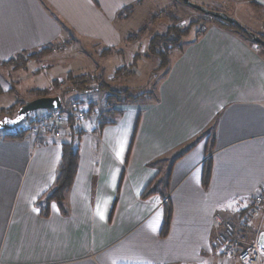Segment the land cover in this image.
Returning a JSON list of instances; mask_svg holds the SVG:
<instances>
[{"label": "crops", "instance_id": "crops-1", "mask_svg": "<svg viewBox=\"0 0 264 264\" xmlns=\"http://www.w3.org/2000/svg\"><path fill=\"white\" fill-rule=\"evenodd\" d=\"M203 1L219 10L247 3ZM152 3L0 0V63L47 46L68 50L76 38L118 49L131 39V21L142 14L145 21ZM172 3L181 22L189 12ZM128 6L133 14L121 20ZM189 15V23L209 20ZM204 26L198 39L195 33L170 53L155 100L115 106L122 115L104 128L99 113L82 120L81 135L71 139L79 146L76 179L63 208L53 203L48 217L37 205L55 184L62 143L71 141L32 133L12 141L5 136L13 133L0 132V264H238L214 249L223 230L218 218L247 243L260 229L264 247V210L241 226L264 184V50L213 21ZM33 65L24 70L28 79L60 76L58 65ZM54 77L33 89L48 90ZM168 205L173 218L162 238Z\"/></svg>", "mask_w": 264, "mask_h": 264}, {"label": "rangeland", "instance_id": "rangeland-1", "mask_svg": "<svg viewBox=\"0 0 264 264\" xmlns=\"http://www.w3.org/2000/svg\"><path fill=\"white\" fill-rule=\"evenodd\" d=\"M180 4V6L184 9H186V12L184 13L182 17H180L182 20L181 22L178 19L177 21L180 22L181 26H188L189 23V14H197L196 17L200 15H205V18H209V15L203 14L197 9H194L186 4H183L180 2V0H173ZM192 4H194L197 7H202L204 9L210 10V11H216L221 13H225L230 18L236 20L240 25H243L247 27L250 31L253 33H257L259 35H262L264 37V10L256 8L249 4L248 2L245 3V5H237V4H230L227 7L223 9H215L213 6L209 5V3H204L203 0H190ZM152 6L153 9L148 13V16L146 15L145 21L142 15H138L131 21V27L129 28L131 31V36H133L135 39L132 41L128 40L124 42L122 47L118 48V50L123 51L122 55H116L113 54L111 56H105L103 54L104 48L101 47V45H97L95 43H92L88 40H79L75 39V45L72 46L70 49L66 50L63 47L54 54L46 56L45 60L38 62V60L35 58L33 59L31 55H25L28 57L29 61L27 63H30V61L34 64L33 67L36 68V66L46 67L48 66V69L51 68V66H57L59 68L55 69L57 72L59 71L60 76H56L57 74H52L50 76H47L46 78L43 77H33L31 78V75H27L30 77L29 79L25 76L26 71L23 69H15L13 66L3 65V63H0V75L5 81V84L7 86H2L0 90V111L2 109H9L15 104L20 103H27L31 102L35 99H37V95L34 93H31V89L33 87L41 88L43 89V86H46V80L49 81L50 78L54 77L59 80H61V88L55 89L53 86L51 88H48L47 94L48 96L45 97H57L61 96L62 90L68 87V83L65 82L66 75L68 72H71L75 75H79L81 73H88L91 76H94L96 78L102 76L104 77V81L112 87L114 91H123L126 88H143L145 91H150L151 89H158V83L161 81L162 76L166 72V69H160L156 76L154 77V81L149 86L147 85V81L151 77V72L156 69L159 65V59L152 58L150 60H144L138 63L136 72L137 75L131 78H115L114 74L116 70L123 66H130L132 63V59L135 55V53H141L145 52L146 47H148L149 43H146V37L147 39H150L154 35H165L167 33V30L170 26L173 25L175 20L177 19L175 14H177L178 10H176L175 4L172 3V0H152ZM170 12L172 15H174V18L171 17V15L168 14ZM200 12V13H199ZM179 13V12H178ZM180 14V13H179ZM208 16V17H207ZM204 17V16H203ZM211 17V16H210ZM212 20L211 18H209ZM177 22V23H178ZM207 23H196L192 29L191 35L188 38H184L182 41V45L187 44V41L190 39V37L194 36L196 31L199 30V28L203 30L204 25ZM148 25L146 28V34L141 36L139 35V31L144 28V26ZM143 39V41H142ZM143 48V46H145ZM262 49L264 50V46H262ZM175 49L174 51H176ZM172 52V51H171ZM171 57V54L169 55ZM160 57V56H159ZM161 58V57H160ZM37 61V62H35ZM61 65V66H59ZM67 68L69 70L67 73H61L60 69ZM47 68V67H46ZM44 75V74H43ZM48 75V74H47ZM50 77V78H49ZM95 85V83L93 84ZM153 98H145L143 101H150ZM73 100H79L78 102H82L84 104V108H86L89 103H93L95 105L96 111L90 115L91 118H96L95 114L101 113L107 109V94L106 93H77L72 92L65 96L62 101L63 105L67 106L69 101ZM66 104V105H65ZM21 107L17 108L15 107L14 113L9 114L8 116L4 118H15L17 115L18 110ZM37 112H34L30 115V117L26 120H24L22 123L14 126L13 128L1 130L0 132L2 134L7 133H17L21 131H26L29 129V126L31 125V122L35 119ZM98 114V115H99ZM3 116L0 113V120L4 119ZM88 118V117H87ZM87 118L85 120H87ZM98 120V119H97ZM82 122V123H80ZM83 124V121H76V125ZM83 126H80L78 129L82 130ZM31 133V131H29ZM65 137V140L71 141L72 136L71 135H64L62 138ZM168 171V170H166ZM166 180V187H168L171 184V181H169L168 177L165 176ZM264 208L261 207V211ZM257 216H253L252 219H254ZM251 219V221H252ZM250 221V222H251ZM249 225V224H248ZM240 226V225H239ZM243 228H245L247 225L241 224ZM241 229V227H238Z\"/></svg>", "mask_w": 264, "mask_h": 264}, {"label": "trees", "instance_id": "trees-1", "mask_svg": "<svg viewBox=\"0 0 264 264\" xmlns=\"http://www.w3.org/2000/svg\"><path fill=\"white\" fill-rule=\"evenodd\" d=\"M251 4L252 6L256 8H264V6L260 5L254 0H244ZM181 3L184 4L183 0H180ZM133 6H128L124 8L120 14L119 18L121 20L129 19L132 14H133ZM200 13V12H199ZM206 17L205 15H202ZM208 17V16H207ZM211 18L212 20H210ZM208 22L213 21L215 24L218 26L232 30L241 36L247 38L250 42L253 44L259 46L262 48V45L256 44L252 37L247 34V32L244 29L249 30L247 27L239 24H229L226 23L222 20L212 18L209 16ZM199 21V20H197ZM177 19L173 23L172 26H170L167 30V33L165 35H154L151 37L149 40L148 47H146L145 52H139L136 53L132 59V63L130 66H123L116 70L114 76L115 78H131L134 77L136 74V68L137 65L140 61L144 60H150L152 58H156L157 60L159 59V65L156 69H154L151 72V77L147 81V85H151L152 82L154 81V77L158 73L160 69H166L170 65V53L171 51L182 48V41L184 38H187L191 32L192 29L194 28L193 26L198 23V22H191L188 26H181L180 22H178ZM206 22V23H208ZM147 28H143L139 31V35L141 34L142 36L145 34ZM202 28L199 29L196 32V38L198 39L202 34H203ZM260 38L264 40V37L262 35H259L257 33H254ZM140 35V36H141ZM131 41L135 39L133 36L130 37ZM61 48V47H60ZM57 48V49H60ZM56 49V48H55ZM55 49L51 46H47L46 48L42 49L41 52L36 53L31 55L33 59H37L40 61L44 57L54 54ZM62 50V49H61ZM57 53V52H56ZM103 54L105 56H111L113 54L116 55H122L123 51L118 50V49H113V48H107L103 51ZM26 55V54H25ZM24 54L17 56L16 58H13L9 60L8 62H5L3 65H8V66H13L15 69H23L25 70L28 66V57H26ZM161 58H160V57ZM61 80L57 79L52 82V85L55 89H60L61 88ZM65 82H67L69 85L67 88L62 90L61 97L62 99L67 96L68 94L72 92H81V93H106L107 94V109L103 111L102 113L100 112V128H104L108 124H115L116 119H119L121 117V112H117L115 110V106L121 105L124 103L127 104H137L143 101L145 98H150L152 97L154 100L158 97V91L157 89H151L150 91H145L143 88H126L123 91H114L110 85H108L104 81V77L100 76L98 78L91 76L88 73H81L79 75H75L71 72H68L65 78ZM95 83V85H93ZM31 93H34L37 95L38 98L40 97H45L48 96L47 90H41V89H32L30 90ZM152 99V100H153ZM79 101V100H77ZM69 101L68 103H70ZM82 106L84 107V104L80 102ZM23 103L20 104H15L13 106V109H16L23 106ZM11 108L9 109H2L0 111L1 115L4 117L8 116L11 113H14V110ZM15 109V110H16ZM86 110L87 116L90 117L95 112V105L93 103H89V105L84 108ZM17 111V110H16ZM30 117V116H29ZM28 117V118H29ZM27 118V119H28ZM76 121L74 118H68L66 121L67 127L69 128L70 135L74 138L76 135H81V133L77 130V125ZM30 130L27 129L26 131H21L13 134H8L5 136L6 139L12 140V141H23L26 139V136ZM62 148V154H61V160L57 169V177L55 184L53 188L45 194L43 199L38 203V208L41 210L42 216L48 217L50 214V207L54 203L58 205L60 208H63V205L66 201L67 195L71 191L74 181L76 179V175L78 173V168H79V146L75 144V142H66L62 143L61 145ZM210 174H211V164H208L206 162L205 164V174H204V181L207 182L210 179ZM172 218H173V210L170 205H168L165 209V222H164V227L161 233L162 238H165L171 227L172 223ZM228 224V223H227ZM231 224V223H230ZM234 226V225H233ZM217 227V226H216ZM235 228V233L233 232L231 235L227 233L225 229L221 230L219 234L224 241L227 242H234V240L238 239L241 242L238 243V246L240 248H245L246 243L243 241L239 236H238V229ZM261 232L259 229L256 232V237L257 234ZM218 235V236H219ZM255 237V238H256ZM214 249L217 250L218 253L221 255L225 256L224 253L221 251V247L216 243V237H214Z\"/></svg>", "mask_w": 264, "mask_h": 264}, {"label": "built area", "instance_id": "built-area-1", "mask_svg": "<svg viewBox=\"0 0 264 264\" xmlns=\"http://www.w3.org/2000/svg\"><path fill=\"white\" fill-rule=\"evenodd\" d=\"M207 27L203 26V31ZM61 49V48H60ZM60 49H55L57 52ZM66 105V104H65ZM87 113L82 104L76 100L71 101L67 106L62 105L58 110H45L37 113L35 119L31 122L29 130L34 135H51L55 138H62L64 130L67 126L68 118H74L77 121L86 119ZM261 207L264 208V184L260 187L257 194L252 198L249 209L244 214L241 223L248 225L253 216L261 213ZM264 210V209H263ZM217 229H225L229 235L235 233L232 224H225L223 220H216ZM216 235V243L221 247V251L226 257H236L238 264H264V247L261 244V232L257 234L254 241L246 243L245 248H240L238 243L241 241L236 239L234 242H227L222 237ZM208 264H217L209 262Z\"/></svg>", "mask_w": 264, "mask_h": 264}, {"label": "water", "instance_id": "water-1", "mask_svg": "<svg viewBox=\"0 0 264 264\" xmlns=\"http://www.w3.org/2000/svg\"><path fill=\"white\" fill-rule=\"evenodd\" d=\"M184 4L199 10L203 14L209 15L212 18H216L219 20H222L229 24H239L236 20L230 18L225 13L216 12V11H210L207 9H204L202 7H197L194 4L191 3L190 0H183ZM240 25V24H239ZM241 26V25H240ZM242 27V26H241ZM248 35H250L253 39V41L258 44L264 46V40L254 34L252 31L244 29ZM63 101L61 96L57 97H40L37 98L31 102L25 103L21 108L18 110L17 115L15 118H4L0 120V129L6 130L13 128L14 126L22 123L24 120H26L32 113L37 111H45V110H58L62 107Z\"/></svg>", "mask_w": 264, "mask_h": 264}]
</instances>
